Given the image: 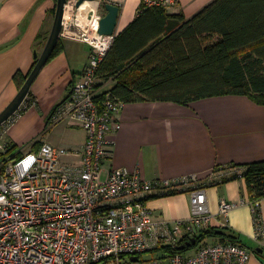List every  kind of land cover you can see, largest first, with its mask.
I'll return each instance as SVG.
<instances>
[{
	"label": "built area",
	"instance_id": "1",
	"mask_svg": "<svg viewBox=\"0 0 264 264\" xmlns=\"http://www.w3.org/2000/svg\"><path fill=\"white\" fill-rule=\"evenodd\" d=\"M176 1L143 0V6L168 9ZM77 2L68 0L61 39L85 43L91 53L80 80L46 120L47 127L65 122L77 126L87 139L79 150L42 143L38 150L15 151L10 130L39 108L35 97H27L0 126V264H249L248 247L230 241H203L181 252L184 240H197L215 218L197 175L150 180L139 170L106 166L123 127L119 115L126 103L111 89H99L98 75L117 35L99 33L101 17L90 30L83 20L77 28ZM212 175L215 182L243 178L244 172L226 167ZM186 193L192 205L186 220L158 219L148 205L153 196ZM254 205L258 239L264 241L261 214H256L259 204ZM237 207L220 201L221 229L228 228ZM160 250L166 254L143 258Z\"/></svg>",
	"mask_w": 264,
	"mask_h": 264
},
{
	"label": "crops",
	"instance_id": "2",
	"mask_svg": "<svg viewBox=\"0 0 264 264\" xmlns=\"http://www.w3.org/2000/svg\"><path fill=\"white\" fill-rule=\"evenodd\" d=\"M99 1L102 7L113 4L120 8L117 36L134 21L143 4V0ZM213 1L177 0L167 12L182 13L190 19ZM55 7L53 0H0V114L20 90L14 76L18 72L28 75L37 59L35 53L42 54ZM40 33L44 36L37 42ZM61 41L63 52L48 61L31 89L39 108L26 113L10 130V140L20 151L34 150L36 142L79 150L86 142V132L68 122L47 127L48 115L67 99L91 53L85 43ZM121 79L104 82L99 77L98 87L102 91L112 89ZM119 118L123 127L115 136L106 166L139 170L150 180L197 175L207 189L209 209L215 216L210 228L221 229L222 199L237 203L229 215L228 228L240 235L251 252L249 264H264V241L258 239L255 205L246 179L232 176L212 181V173L218 169L237 165L232 168L245 172L247 165L264 162V106L241 95L206 98L188 105L138 101L126 103ZM70 128L79 130V139L71 137ZM258 202L264 231V199ZM148 205L158 219L175 222L192 216L187 193L153 196Z\"/></svg>",
	"mask_w": 264,
	"mask_h": 264
},
{
	"label": "trees",
	"instance_id": "3",
	"mask_svg": "<svg viewBox=\"0 0 264 264\" xmlns=\"http://www.w3.org/2000/svg\"><path fill=\"white\" fill-rule=\"evenodd\" d=\"M55 12L56 7L50 14ZM43 36L40 33L37 42ZM63 50L60 40L49 62ZM36 64L37 59L28 75L18 72L14 76L19 89ZM98 76L104 82L122 78L111 92L124 103L188 105L206 98L241 95L264 106V0H214L190 19L142 4L134 21L116 37ZM28 97L34 99L31 92ZM40 146L36 142L33 149ZM243 178L253 203L263 200L264 162L247 165ZM221 230L223 235H217L215 228L206 230L197 245L208 237L245 245L231 229Z\"/></svg>",
	"mask_w": 264,
	"mask_h": 264
},
{
	"label": "water",
	"instance_id": "4",
	"mask_svg": "<svg viewBox=\"0 0 264 264\" xmlns=\"http://www.w3.org/2000/svg\"><path fill=\"white\" fill-rule=\"evenodd\" d=\"M85 2L95 3L96 0H78L77 7L79 8ZM67 3H68V0H57L54 22H53V26H52L50 35L48 37L47 43L45 45V48L40 56H38V53H35V58H37V64L34 67L31 74L29 75V77L27 78L22 88L19 90V92L15 96V98L6 107V109L0 114V126L4 122H6L11 116H13L16 113V111H18L20 106L23 104L25 99L30 94L34 82L38 78L42 69L48 63L59 41L62 40L61 32L63 29V20H64V14H65ZM103 7H104L105 14L100 19L99 33L105 36L116 35V27L118 24L120 8L113 4H105L103 5ZM216 234L223 235L224 231L219 229L216 231ZM196 244H197V240L192 239L190 242H187L185 245H182L180 247V250L191 248L192 246H195ZM165 248L167 247L165 246ZM137 260L138 259L135 258V261Z\"/></svg>",
	"mask_w": 264,
	"mask_h": 264
},
{
	"label": "rangeland",
	"instance_id": "5",
	"mask_svg": "<svg viewBox=\"0 0 264 264\" xmlns=\"http://www.w3.org/2000/svg\"><path fill=\"white\" fill-rule=\"evenodd\" d=\"M95 4H96V10H97V15H98V17H103L104 16V14H105V11H104V7H102V5L100 4V1L99 0H96V2H95ZM76 15L77 16H79V20H78V25H77V23H76V27L78 28V26L81 24L80 23V21H82L83 20V22L82 23H84V25H86V30H90L91 29V23H94L95 24V26H96V22H87V20L83 17V16H80V14H78V13H76ZM54 16H55V14L54 15H52V17H51V20L50 21H54ZM73 20H74V22L77 20V17H75V18H73ZM53 24V23H52ZM83 26V25H82ZM80 29V28H79ZM79 62V61H78ZM85 69V68H84ZM83 71H85V70H83ZM251 99V98H250ZM252 100V99H251ZM50 130V129H49ZM78 131L79 130H77V129H72V128H70L69 129V134L71 135V137H75V139H79V137H80V135L81 134H79L78 133ZM48 132V131H47ZM18 150V147H17V149L15 150V151H17ZM19 151V150H18ZM104 179V178H103ZM217 238H214V237H208V238H206L205 239V241L204 242H214L215 240H216ZM189 252V251H188ZM164 254H166V252L164 251V250H160V251H157V252H149V253H146V254H144L143 255V258H145V259H150V258H153V257H156V256H161V255H164Z\"/></svg>",
	"mask_w": 264,
	"mask_h": 264
},
{
	"label": "bare ground",
	"instance_id": "6",
	"mask_svg": "<svg viewBox=\"0 0 264 264\" xmlns=\"http://www.w3.org/2000/svg\"><path fill=\"white\" fill-rule=\"evenodd\" d=\"M96 4L85 2L79 7V13L83 16L88 22H97L98 15L96 10Z\"/></svg>",
	"mask_w": 264,
	"mask_h": 264
}]
</instances>
